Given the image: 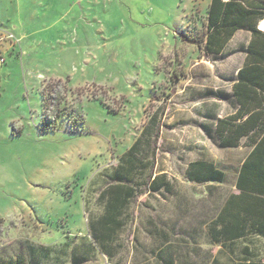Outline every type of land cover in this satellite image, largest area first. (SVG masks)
<instances>
[{
  "label": "rangeland",
  "instance_id": "374dc122",
  "mask_svg": "<svg viewBox=\"0 0 264 264\" xmlns=\"http://www.w3.org/2000/svg\"><path fill=\"white\" fill-rule=\"evenodd\" d=\"M210 2L0 0V256L164 264L165 243L175 264L212 263L206 224L238 192L250 148H221L215 135L217 120L235 111L249 33L206 55L189 39L204 40ZM139 139L136 159L122 161ZM197 160L223 170L225 182H187ZM135 164V199L103 250L100 194L108 175ZM156 176L159 191L150 188Z\"/></svg>",
  "mask_w": 264,
  "mask_h": 264
},
{
  "label": "trees",
  "instance_id": "16d2710c",
  "mask_svg": "<svg viewBox=\"0 0 264 264\" xmlns=\"http://www.w3.org/2000/svg\"><path fill=\"white\" fill-rule=\"evenodd\" d=\"M263 19L264 0H211L207 9L204 40L189 39L200 50L203 48L206 55H222L238 31L251 32L244 65L238 71L232 87L235 112L218 119L215 127L221 148H239L245 140L250 152L238 169L234 185L238 192L230 193L206 224L208 242L220 244L229 252L227 259L219 261V258H215L212 264H264L260 260L262 255L257 252L259 245L253 241L264 238V32L259 30ZM141 143L139 139L123 155L122 161L136 159ZM137 168L136 164L129 169L120 166L108 175V188L100 194L99 198L107 200L105 215L97 223L99 233H96L101 237L99 244L103 250L104 241L109 238L106 232L114 233L115 228L121 224L117 221L118 215L135 199L138 183L133 180V172ZM163 178L156 176L150 188L159 191ZM225 178L223 170L204 160L190 163L185 175L187 182L207 187L223 184ZM166 235L165 242L168 241ZM240 244L243 247L238 255L237 246ZM159 246L162 250L158 256L164 264H175L169 245L160 243ZM31 250L32 253L36 252L35 247H31ZM106 254L111 257L108 250ZM207 258V261H211L210 255ZM0 264L29 262L24 253L20 252L11 258L0 256Z\"/></svg>",
  "mask_w": 264,
  "mask_h": 264
},
{
  "label": "crops",
  "instance_id": "0c3cea01",
  "mask_svg": "<svg viewBox=\"0 0 264 264\" xmlns=\"http://www.w3.org/2000/svg\"><path fill=\"white\" fill-rule=\"evenodd\" d=\"M264 20V19H263ZM262 20V21H263ZM261 21V22H262ZM260 25V24H259ZM259 30H261V31H263L264 32V29H262V28H260L259 27ZM239 32H247V33H249V40L247 41V43L246 44H241L240 46H241V51L244 53V55H245V58H246V49H247V46H248V44H249V42H250V39H251V32L250 31H248V30H240V31H238L237 33H236V35L233 37V39L237 36V34L239 33ZM232 39V40H233ZM231 40V41H232ZM231 41H230V43H231ZM229 47V44H228V46L226 47V49ZM226 49L223 51V52H225L226 51ZM245 58H244V62H245ZM244 62H243V65H244ZM243 65H242V67H243ZM241 67V68H242ZM240 68V69H241ZM240 69H238V71L240 70ZM238 71H237V74H238ZM236 74V75H237ZM236 79H237V77H236ZM236 79L234 80V82H233V85H234V83L236 82ZM233 87V86H232ZM222 100L223 99H226V98H221ZM235 112V111H234ZM253 241L254 242H257V244L259 245V248L257 249V252H260V255H261V253H263L264 254V248H260L261 246H264V238H257V239H253ZM242 242H244V240H242ZM209 244V246L210 247H212V248H217L216 249V251H213L212 250V254L213 255H211V254H209L210 256H211V261L210 262H212L215 258H219V261H224V258H225V256H228L229 255V252L226 250V249H224V248H222V246L220 245V244H216V245H214V244H212V243H210V242H208ZM243 244V243H242ZM244 244H245V242H244ZM246 245V244H245ZM212 264V263H211Z\"/></svg>",
  "mask_w": 264,
  "mask_h": 264
},
{
  "label": "built area",
  "instance_id": "2783aa9c",
  "mask_svg": "<svg viewBox=\"0 0 264 264\" xmlns=\"http://www.w3.org/2000/svg\"><path fill=\"white\" fill-rule=\"evenodd\" d=\"M5 63V58L0 55V67Z\"/></svg>",
  "mask_w": 264,
  "mask_h": 264
},
{
  "label": "bare ground",
  "instance_id": "6f19581e",
  "mask_svg": "<svg viewBox=\"0 0 264 264\" xmlns=\"http://www.w3.org/2000/svg\"><path fill=\"white\" fill-rule=\"evenodd\" d=\"M262 26H264V25H262Z\"/></svg>",
  "mask_w": 264,
  "mask_h": 264
}]
</instances>
